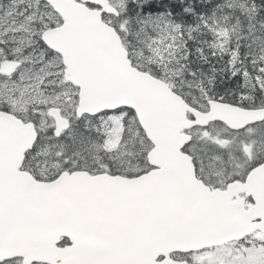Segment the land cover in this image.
Listing matches in <instances>:
<instances>
[{
	"label": "snow or ice",
	"instance_id": "1",
	"mask_svg": "<svg viewBox=\"0 0 264 264\" xmlns=\"http://www.w3.org/2000/svg\"><path fill=\"white\" fill-rule=\"evenodd\" d=\"M0 264H264V0H0Z\"/></svg>",
	"mask_w": 264,
	"mask_h": 264
}]
</instances>
